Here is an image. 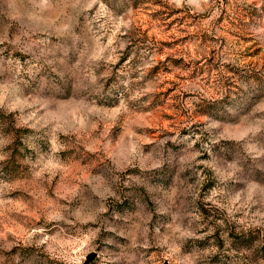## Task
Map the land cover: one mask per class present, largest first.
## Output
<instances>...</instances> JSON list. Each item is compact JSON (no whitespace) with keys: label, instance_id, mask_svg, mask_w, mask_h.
Listing matches in <instances>:
<instances>
[{"label":"rangeland","instance_id":"1","mask_svg":"<svg viewBox=\"0 0 264 264\" xmlns=\"http://www.w3.org/2000/svg\"><path fill=\"white\" fill-rule=\"evenodd\" d=\"M0 264H264V0H0Z\"/></svg>","mask_w":264,"mask_h":264},{"label":"water","instance_id":"2","mask_svg":"<svg viewBox=\"0 0 264 264\" xmlns=\"http://www.w3.org/2000/svg\"><path fill=\"white\" fill-rule=\"evenodd\" d=\"M89 257H90V255H86V259H85V260H88V259H89Z\"/></svg>","mask_w":264,"mask_h":264}]
</instances>
